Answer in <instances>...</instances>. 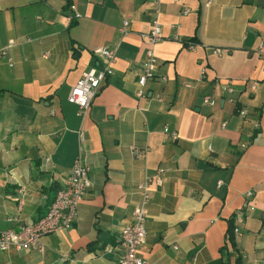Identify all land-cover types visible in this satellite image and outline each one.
Instances as JSON below:
<instances>
[{"label":"crops","instance_id":"1","mask_svg":"<svg viewBox=\"0 0 264 264\" xmlns=\"http://www.w3.org/2000/svg\"><path fill=\"white\" fill-rule=\"evenodd\" d=\"M155 13L154 0H0V49L15 41L0 58V229L46 213L80 154V130L92 168L75 223L43 236L41 247L0 252V264H120L137 186L159 170L164 184L151 186L139 247L146 260L264 264V0H161L155 53L167 79L149 82L139 97L140 33ZM190 38L194 49L185 45ZM101 47L115 51L114 73L79 115L68 96L84 71L103 66ZM230 81L232 94L223 89ZM207 93L216 97L212 107L203 103ZM257 109L260 132L251 139ZM132 147L146 151L136 157ZM242 210L233 247L228 221Z\"/></svg>","mask_w":264,"mask_h":264},{"label":"built area","instance_id":"2","mask_svg":"<svg viewBox=\"0 0 264 264\" xmlns=\"http://www.w3.org/2000/svg\"><path fill=\"white\" fill-rule=\"evenodd\" d=\"M156 6V13L152 19L151 27L148 31L141 32L140 36L146 43L144 68L137 79L139 97H145L148 94L149 82L159 80L166 81L165 75H158L159 60L155 53V45L163 39L162 24L159 19V11L161 0H154ZM188 10H186L187 12ZM129 21L124 20L121 32L127 34L130 31ZM15 41L11 39L7 47L0 49V58L8 54V48L11 47ZM186 47L194 49L196 43L187 42ZM103 59V66L101 68L92 67L84 71L81 77L77 80L75 85L71 88L68 96V101L78 107V114L83 115L88 112L90 106L97 96L101 85L114 73L113 64L116 59L115 51L109 47H101L95 50ZM213 52L222 54L223 50L216 48ZM11 60V59H10ZM205 70L202 71L201 78L205 76ZM189 85V84H188ZM249 90L251 93L256 92L257 82L252 81ZM228 94L234 93V85L232 81L223 88ZM158 100H162L160 96ZM230 101L234 102V98L230 97ZM216 97L213 93H207L203 96V103L206 106H214L216 104ZM239 114L244 119L251 118V111L248 107H242ZM254 129H260V120L254 119L252 121ZM164 131L172 140L178 139V133L171 130L169 126H165ZM251 132V131H250ZM80 154L76 157L72 169L65 179L63 185L57 190L56 195L45 214L40 216L37 220L31 223H18L17 226H11L6 229H0V252H5L11 248L16 249H30L41 247V239L45 235L56 234L62 232L64 229L71 227L78 218V206L88 189L92 185L91 180V166L85 161L83 151L86 144V136L83 130L78 132ZM247 143H242L241 147L245 148ZM146 150L132 147V153L138 157L144 154ZM153 184L163 185L164 178L161 170L154 173H147L145 178L141 180L137 186L138 201L136 202L132 216L129 221L122 227L120 231V246L122 250L118 253L120 264H151L139 252V247L146 241V221L148 217V207L151 201V186ZM219 186L222 181L218 182ZM253 190L246 192L248 198L245 206L251 207V198ZM22 201L19 206L21 210ZM244 207V208H247ZM243 210L237 214L235 232L240 233V224L243 222ZM12 223L18 222V215L9 218Z\"/></svg>","mask_w":264,"mask_h":264},{"label":"trees","instance_id":"3","mask_svg":"<svg viewBox=\"0 0 264 264\" xmlns=\"http://www.w3.org/2000/svg\"><path fill=\"white\" fill-rule=\"evenodd\" d=\"M187 42H193L197 44V40L195 38H190L189 40H187L185 43ZM241 105H237L236 107V112H240L241 110ZM255 115L257 116L256 119H259V117L261 116V114L263 113V110L261 111L260 109H257L255 111ZM260 132V129H254L251 133V139H254ZM236 217L237 214L235 213L232 217H230L229 219V226H228V230H227V242L232 244L233 247H235V222H236ZM236 264H241V258L236 259Z\"/></svg>","mask_w":264,"mask_h":264}]
</instances>
